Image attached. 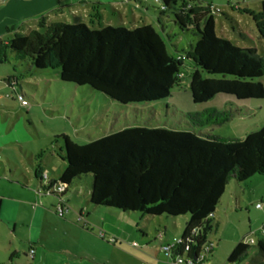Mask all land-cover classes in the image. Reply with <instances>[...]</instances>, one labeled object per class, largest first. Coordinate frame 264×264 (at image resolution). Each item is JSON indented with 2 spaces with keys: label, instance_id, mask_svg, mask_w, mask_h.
I'll use <instances>...</instances> for the list:
<instances>
[{
  "label": "rangeland",
  "instance_id": "374dc122",
  "mask_svg": "<svg viewBox=\"0 0 264 264\" xmlns=\"http://www.w3.org/2000/svg\"><path fill=\"white\" fill-rule=\"evenodd\" d=\"M198 1L210 2L233 15L247 37L240 38L235 25L221 13H215L218 35L228 37L242 48L254 47L258 55L264 56V32H259L252 17L231 8L238 2L242 8L257 13L261 0ZM143 2L149 5L148 11L134 1L125 0H61V6L66 17L69 16L67 22H83L89 28L151 24L165 39L169 52L183 53L196 37L169 21L174 5L171 3L169 13L163 15L162 30L156 17L157 3ZM58 8L55 5L26 21L22 9L3 8L1 38L10 36L8 27L21 33L29 28L42 32L43 18L55 14ZM73 15L80 18L74 19ZM7 53V60L0 62V264H156L168 261L161 245L172 241L173 236H180L183 230L188 214L155 216L92 204L90 174L71 181L60 212L61 201L55 194L57 176L65 166L60 154L63 151L60 134L84 143L128 125H183L185 120L189 121L184 116L187 112L206 108L232 112L231 119L200 128L218 136L239 138L264 124V97L240 100L217 94L206 102L193 103L187 86L188 60L182 67L183 83L174 87L166 99L121 104L88 85L61 80L57 68L29 67V60H17L10 51ZM261 81L264 84V76ZM18 95L26 102L22 103ZM38 175L41 180L35 177ZM249 184L255 186V191L246 186ZM238 185H243L245 192ZM242 194L244 200L237 205L236 197ZM257 202L262 206L256 207ZM263 218L264 176L242 182L230 179L215 208V217L205 228L214 249L207 255V263L226 264L235 244L251 229L259 228ZM161 230L165 232L164 239L155 237ZM251 236L255 240L261 237L259 231ZM248 244V256L236 264H264L255 243Z\"/></svg>",
  "mask_w": 264,
  "mask_h": 264
},
{
  "label": "trees",
  "instance_id": "16d2710c",
  "mask_svg": "<svg viewBox=\"0 0 264 264\" xmlns=\"http://www.w3.org/2000/svg\"><path fill=\"white\" fill-rule=\"evenodd\" d=\"M129 1L149 10L143 0ZM154 1L162 30L163 15L169 13L172 3L169 21L196 37L183 53L169 52L165 39L151 24L89 28L83 22L52 21L42 24V32L32 28L0 39V62L7 60L10 51L17 60H29V67L57 68L61 80L88 85L127 104L166 99L174 87L183 83L182 67L188 60L187 86L193 103L206 102L217 94L240 100L264 97V56L258 55L254 47L242 48L216 32L214 14L221 13L235 25L238 36L246 38L233 15L210 2ZM231 8L252 17L259 32H264V0L257 13L238 2ZM231 114L226 109L206 108L187 112L184 116L189 121L183 125H128L84 143L60 134L65 166L57 177L63 185L55 192L59 205L64 206L62 198L71 181L90 174L92 204L155 216L188 214L180 237L185 243L192 229H197L194 244L186 254L197 252L202 243L210 241L205 228L229 180L242 182L264 176V124L239 138L200 129L221 124L231 119ZM255 246L264 259V238ZM248 249L249 244L237 242L226 264L244 261Z\"/></svg>",
  "mask_w": 264,
  "mask_h": 264
},
{
  "label": "crops",
  "instance_id": "0c3cea01",
  "mask_svg": "<svg viewBox=\"0 0 264 264\" xmlns=\"http://www.w3.org/2000/svg\"><path fill=\"white\" fill-rule=\"evenodd\" d=\"M59 6L58 9L60 10H56L57 12L54 14H51L50 16H46L45 18H43L44 20H42V24L43 25H46L47 23L49 22H52V21H65L67 22V19H69V16L66 17V10L62 8L61 6V0H6L4 2V5L2 4L1 6V10H3V8H11L13 9V7H17V9H22L21 12H22V15H23V12L25 13L24 15L26 16L25 19H23V21H26V20H29L31 19V17H39L40 15H43L45 12H47L48 9H50L51 7L53 6ZM25 9V10H23ZM19 10V11H20ZM75 11V9H74ZM49 12V11H48ZM48 15V13L46 14ZM21 18V16H19ZM74 19H79L80 17L76 16V15H73ZM42 19V18H41ZM37 25V24H36ZM29 29H32V28H29ZM3 30H0V39H3L1 38V36L3 35ZM16 32H19L18 29H14L13 28V31L10 32V35L13 34V33H16ZM6 39V38H5ZM188 85V84H187ZM37 177L38 180H41L40 179V175L38 176H35ZM58 177V176H57ZM253 177V176H252ZM258 180V179H257ZM51 181V180H50ZM239 186V185H238ZM251 191H255V186L253 184H249V185H246ZM239 188L241 189L242 192H245V187H243V185H240ZM244 194V193H243ZM242 194V196H237L236 197V202H237V205H240L239 203H241L243 200H244V195ZM1 197V196H0ZM258 203V202H257ZM215 217V210L213 211L212 213V217L210 218V222L211 220ZM264 222V218L262 219L260 225ZM259 225V227H260ZM164 230L166 228V226H163ZM257 228V227H256ZM255 228V229H256ZM255 229H251L247 234H245L242 239H240L239 241H242V242H245L248 244L247 242V239H249V237H252L251 235L253 233H256L257 231H259L257 228L256 230ZM162 231V230H161ZM158 234V233H157ZM163 236L161 239H164L165 238V232L162 233ZM143 235H145V233H143ZM261 237L257 238L256 240L252 237V239L254 240L253 243H257V241L260 239V238H264V236L260 233ZM157 235H155L156 237ZM158 238V236H157ZM159 239V238H158ZM238 239V238H237ZM238 241V242H239ZM252 243V244H253ZM228 257V256H227ZM159 261V260H158ZM167 261V260H166ZM166 261H159V263H156V264H178V263H175L171 260H168L167 262ZM207 258L205 260V264L207 263ZM209 264V263H207Z\"/></svg>",
  "mask_w": 264,
  "mask_h": 264
},
{
  "label": "built area",
  "instance_id": "2783aa9c",
  "mask_svg": "<svg viewBox=\"0 0 264 264\" xmlns=\"http://www.w3.org/2000/svg\"><path fill=\"white\" fill-rule=\"evenodd\" d=\"M129 1V0H125ZM18 98L21 100L22 103H25L26 100L21 96L18 95ZM63 189V185L59 184L57 185V192L61 191ZM261 203H256V207H261ZM63 207L59 205V210L62 212ZM259 233H261L264 236V222L259 227ZM198 230L192 229L191 236L186 238V242L183 243V240L180 236H173L172 241H166L161 245V251L167 255L168 260H171L178 264H205V258L207 252L212 250V243L210 241L204 242L201 244L198 251H194L193 253L190 252L189 255L186 254L191 249V245L194 244V241L197 237ZM102 235V233H101ZM159 238L163 236L161 232L157 234ZM248 243H253L254 240L252 237H249L247 239ZM134 245H139L137 242L133 243ZM180 251V253H179Z\"/></svg>",
  "mask_w": 264,
  "mask_h": 264
}]
</instances>
